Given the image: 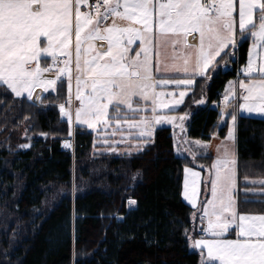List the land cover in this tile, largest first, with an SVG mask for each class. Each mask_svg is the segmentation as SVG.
<instances>
[{
    "label": "snow or ice",
    "instance_id": "snow-or-ice-1",
    "mask_svg": "<svg viewBox=\"0 0 264 264\" xmlns=\"http://www.w3.org/2000/svg\"><path fill=\"white\" fill-rule=\"evenodd\" d=\"M248 36L253 47L242 69L247 79L238 80L239 92L235 85L227 90L221 112L222 118L231 115L226 139L233 141L237 114L227 108L234 99L242 101L240 111L264 116V51H256L264 50V0H0V88L35 105L49 99L36 89L59 94L66 82L67 98L58 110L69 136L74 124L99 131L127 123L146 144L155 125L179 124L183 131L187 114L172 113L196 78L210 79L219 60L237 48V37ZM169 86L178 98L166 91ZM129 139L110 143L102 137L99 143L115 151ZM236 164L225 147L207 168V179L184 168L182 196L194 210L192 231L199 238L187 230L185 236L199 250L200 264H264V214L237 211ZM233 230L235 238H229Z\"/></svg>",
    "mask_w": 264,
    "mask_h": 264
},
{
    "label": "trees",
    "instance_id": "trees-1",
    "mask_svg": "<svg viewBox=\"0 0 264 264\" xmlns=\"http://www.w3.org/2000/svg\"><path fill=\"white\" fill-rule=\"evenodd\" d=\"M248 45L249 37L241 39L210 79L197 77L173 112L187 114L190 139L208 141L216 132L224 137L231 115L220 126L218 107L211 104L219 102L226 82L245 64ZM227 64L231 70L224 71ZM64 96L63 87L33 105L0 88V211L6 205L18 220L5 242L19 236L11 250L1 244L0 264H199L185 236L186 230L197 233L192 231L194 210L180 197L181 172L184 166L204 172L211 156L197 155L195 161L192 155L176 156L168 127H154L146 144L132 136L142 142L136 153H105L99 143L103 130L94 134L75 125L71 156L59 147L69 137L56 108ZM26 140L30 146L22 150ZM236 156V209L264 214V119L237 116ZM72 162L74 184H85L71 197ZM54 185L66 191L47 210L44 199ZM129 199L137 203L128 210Z\"/></svg>",
    "mask_w": 264,
    "mask_h": 264
},
{
    "label": "rangeland",
    "instance_id": "rangeland-1",
    "mask_svg": "<svg viewBox=\"0 0 264 264\" xmlns=\"http://www.w3.org/2000/svg\"><path fill=\"white\" fill-rule=\"evenodd\" d=\"M249 39H250V42H249V46H248V50L250 51V49H252L253 47V41H252V38L250 36H248ZM257 52H261V51H264V50H261V49H256ZM247 65V64H246ZM246 65L244 67H246ZM243 69V68H242ZM242 76H243V72H242ZM244 77V76H243ZM242 79H247L246 77L245 78H242ZM231 84V85H230ZM227 88H226V94H227V90L232 87V85H235V80L234 79H231L228 81V83L226 84ZM64 88H65V92H66V97L64 96L63 100L60 102V103H64L66 98H67V85H66V82H65V85H64ZM235 90H236V87H235ZM166 91H173L177 98H178V90L174 89V86H169L168 89H166ZM190 92V89L188 91V93ZM55 93V92H54ZM42 95V94H41ZM46 93L43 94V96H45ZM15 96V95H14ZM58 103L56 105V108L58 110V105L60 104ZM198 103V102H197ZM39 104V103H37ZM74 104L78 106V102L74 100ZM219 103H212L211 104V107H218ZM180 106V105H179ZM178 106V107H179ZM232 105H230L228 108H227V112L230 113L232 112L233 110H235V108L231 107ZM177 107V108H178ZM224 109V102L221 104L220 108L218 109L219 112H220V115H221V112L222 110ZM59 111V110H58ZM236 111V110H235ZM150 114V113H149ZM173 115H176L177 117L179 116H183L181 114H174L172 113ZM248 114H251V115H254L256 113H248ZM255 117L257 118H263L264 119V116H261V115H255ZM226 117L224 118H220V121H219V125L221 126L224 122V120ZM65 119V122H66V125L68 126V129H69V124L67 122V119ZM231 124V119L228 120V123H227V127H226V130H225V134H224V137L222 138H219L218 132H216L209 141L207 142H203L204 144H207L208 147L207 148H200L198 147L196 144H195V141L197 140H193V139H190L188 136H187V128H186V125L184 124V122H182V125H183V131L181 130V127L179 126V124L177 126H173L172 124H159V125H155L154 127H165L167 126L168 128L171 129V134H172V138H173V152L176 156H179V157H182V156H185V155H192L191 153H195V156L196 155H208V156H211V160H210V163H209V166L212 164V162L217 158L218 156V152L216 153V155H214L213 152H211V150H213V148H217L219 149V154H223V151H224V148L227 147L231 152L233 151V143H234V140L233 141H230L228 139H226L227 137V133H228V127L229 125ZM75 125V124H74ZM73 125V126H74ZM77 127H83L84 129H86L88 132H92L94 134H96L98 131H93L91 129H88L86 126H80V125H75ZM105 129H108L107 132H105L104 130ZM105 129H100V130H103L100 134L104 137H108L110 138L109 142L111 143L112 141H119L121 140L122 137H130V139L126 142V143H121L119 145H114V147H116V150L115 151H112V150H109L105 145H102L101 147V151L102 152H105V153H114V154H122V153H129L127 150H126V147H127V144L130 143L132 145L131 147V150H130V153H136L138 151L141 150V147L140 144L142 142H137V141H133L132 140V136L133 137H136V133L135 131L133 130L131 133H130V130L128 129V125L127 123H122L121 124V129L120 130H116V124L115 122H113V126L112 127H109V126H106ZM115 130V135H113V132ZM117 131H121L120 134H118ZM236 133V132H235ZM115 136V137H114ZM114 138H116V140H114ZM200 141V140H199ZM29 140H26L24 144L21 145V149L22 150H25L27 149L30 144H29ZM25 145H27V147H25ZM193 156V155H192ZM186 166H184L182 168V172H181V194H180V197H181V200L183 202H185L189 207H191L187 201H185L183 199V196H182V193H183V185H184V180H185V174H184V168ZM207 167V168H208ZM193 169V168H192ZM202 173V172H201ZM203 178L207 179L208 177V172L206 170V172L203 174H201ZM71 180H70V196L72 197L73 196V193H75L76 191H80L85 182L82 181L80 182L79 184H74V166H73V162H72V166H71ZM50 191L51 193L48 194L46 196V198L44 199V208H46L47 210L53 206V204H55L58 199L63 195V193L66 191L65 189H63V187L59 186V185H54L50 188ZM202 196V195H201ZM201 196L199 197V199H201ZM129 201V200H128ZM128 201L126 202V209H132L134 207V205H130L128 203ZM130 205V207L132 208H128V206ZM0 249H1V244L3 245H8L10 250L13 249L15 246H18V239H19V236L15 239V238H12L9 239L10 242H5V239L6 237L8 236V233L11 231V235L12 234H15V229H16V225L18 223V220H17V217L13 216L10 212H9V209L7 207L6 209V205H5V208L2 209V211H0ZM21 217V216H20ZM10 234V233H9ZM197 238H199V235L197 234L196 235ZM229 238H234V237H229ZM8 240V241H9ZM5 242V243H4ZM188 248L189 250L191 251H195L199 254V257H200V253H199V250H195V249H192L190 247V244L188 242ZM9 250V251H10ZM199 264H200V261H199Z\"/></svg>",
    "mask_w": 264,
    "mask_h": 264
},
{
    "label": "crops",
    "instance_id": "crops-1",
    "mask_svg": "<svg viewBox=\"0 0 264 264\" xmlns=\"http://www.w3.org/2000/svg\"><path fill=\"white\" fill-rule=\"evenodd\" d=\"M111 21L109 20L108 21V23H110ZM189 39H191V38H189ZM237 39H238V42L241 40L239 37H237ZM249 42H250V39H249ZM138 43V42H137ZM249 46V45H248ZM134 48L136 47V45H134L133 46ZM131 54H133L134 55V53H131ZM167 55L170 57V56H172L173 55V53H172V50H171V48H169L168 49V51H167ZM248 57H249V50L247 49V58H246V62H245V64L239 69V71H238V75L234 78V80H235V87H236V91L237 92H239L240 91V89H239V85H238V80L239 79H242V78H245V77H243L242 76V68H244V66L247 64V62H248ZM44 62H47V63H51V61H50V58H42V63H44ZM173 75H179V74H175V73H173ZM228 82H226V84H227ZM224 85V87H223V90H222V92H221V94H220V100H219V105H218V109L220 108V106H221V104L224 102V97H225V95H226V86L227 85ZM231 85V84H230ZM233 86V85H232ZM11 93V92H10ZM37 93H39V94H44V93H41V90L40 89H36L35 90V93L34 94H37ZM49 93H53V92H49ZM12 94V93H11ZM13 96H14V94H12ZM14 97H16V96H14ZM16 98H18V97H16ZM239 103H242V101L241 100H239V99H234L233 100V104H232V106L231 107H233V108H235V110H236V114H237V116H239V115H242V116H249V117H255V115H259V114H254V115H251V114H248L247 112H242V111H240L239 110V107H238V105H239ZM263 119V118H262ZM186 120V119H185ZM185 120L183 121V122H185ZM165 127H167V126H165ZM216 136H218V135H216ZM137 137V136H136ZM219 138H221L220 136H218ZM211 139V138H210ZM209 139V140H210ZM208 140V141H209ZM202 143L203 142H207V141H203V140H200ZM211 152H213L214 153V155H216V153L218 152V149L217 148H213V150H211ZM232 153L234 154V158L237 160V156H236V133H235V140H234V143H233V151H232ZM197 156V155H196ZM237 165V164H236ZM236 165H235V185H234V188H233V200L235 201V191H236ZM193 170H195V171H198V172H202L201 170H199V169H193ZM206 170H207V168L204 170V172H202L203 174L206 172ZM201 173V174H202ZM235 206H236V203H235ZM249 215H258V214H249ZM199 227H200V225H199V222H197V229H199ZM197 234L199 235V233L197 232ZM230 235L231 236H229V237H234L235 238V231L233 230V231H231V233H230Z\"/></svg>",
    "mask_w": 264,
    "mask_h": 264
},
{
    "label": "built area",
    "instance_id": "built-area-1",
    "mask_svg": "<svg viewBox=\"0 0 264 264\" xmlns=\"http://www.w3.org/2000/svg\"><path fill=\"white\" fill-rule=\"evenodd\" d=\"M90 2H93V0H90ZM228 69L230 70L231 67H228ZM73 103H74V98H73ZM65 142H69L71 144V147L69 148H65L64 147V144ZM60 149L64 152V153H70L72 154L73 153V147H74V140H73V135L69 138V139H62L60 141Z\"/></svg>",
    "mask_w": 264,
    "mask_h": 264
},
{
    "label": "water",
    "instance_id": "water-1",
    "mask_svg": "<svg viewBox=\"0 0 264 264\" xmlns=\"http://www.w3.org/2000/svg\"><path fill=\"white\" fill-rule=\"evenodd\" d=\"M60 119L63 120L64 118H61V115H60Z\"/></svg>",
    "mask_w": 264,
    "mask_h": 264
},
{
    "label": "bare ground",
    "instance_id": "bare-ground-1",
    "mask_svg": "<svg viewBox=\"0 0 264 264\" xmlns=\"http://www.w3.org/2000/svg\"><path fill=\"white\" fill-rule=\"evenodd\" d=\"M128 208H132V207H130V205H129Z\"/></svg>",
    "mask_w": 264,
    "mask_h": 264
}]
</instances>
